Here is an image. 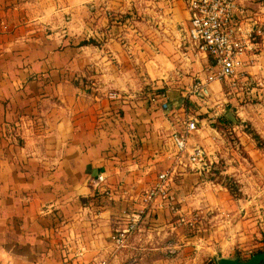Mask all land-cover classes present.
<instances>
[{"label": "crops", "instance_id": "1", "mask_svg": "<svg viewBox=\"0 0 264 264\" xmlns=\"http://www.w3.org/2000/svg\"><path fill=\"white\" fill-rule=\"evenodd\" d=\"M142 1L0 0V264H185L196 245L213 250L214 264L264 231V155L252 141L244 148L255 175L246 170L239 196L214 182L205 191L212 180L173 163L168 142L187 114L197 120L190 142L204 145L213 167L225 124L248 122L264 138V42L249 86L213 80L205 98L187 96L214 68L187 43V3ZM159 90L168 109L148 99ZM172 165L180 211L207 205L209 222L185 236L178 214L148 212L113 252L110 233ZM166 243L179 249L165 252Z\"/></svg>", "mask_w": 264, "mask_h": 264}, {"label": "built area", "instance_id": "2", "mask_svg": "<svg viewBox=\"0 0 264 264\" xmlns=\"http://www.w3.org/2000/svg\"><path fill=\"white\" fill-rule=\"evenodd\" d=\"M252 0H186L187 24L184 28L189 45L197 52L205 53L213 60L214 68L205 76L194 77L187 88V96L205 98L213 80H226L231 85L244 76L245 68L256 59L264 42V19L246 5ZM149 101L162 109L170 107L167 92L159 90L148 94ZM196 118L186 115L182 125L169 134L173 163L201 169L207 162L205 147L199 142H190L196 130ZM174 166L160 170L152 184L139 197L140 206L126 211L124 224L113 229L110 240L113 252L128 245L131 236L138 230L151 208H165L179 213L178 223H185L180 213L179 200L173 189ZM97 182L104 180L98 173ZM171 251L174 245H166ZM100 264H106L101 261Z\"/></svg>", "mask_w": 264, "mask_h": 264}, {"label": "rangeland", "instance_id": "3", "mask_svg": "<svg viewBox=\"0 0 264 264\" xmlns=\"http://www.w3.org/2000/svg\"><path fill=\"white\" fill-rule=\"evenodd\" d=\"M139 2H143V1L139 0ZM184 2H186V0H184ZM253 2H258V3H260V5L264 6V0H253ZM253 9H254L253 11L258 12L264 19V8H263V10L261 9L259 11L260 7L254 6ZM186 24H187V22H186ZM154 25H158V24L155 23ZM182 25L183 24H179V27ZM182 27H184V26H182ZM184 32H185V30H184ZM187 43H188V41H187ZM188 45H189V43H188ZM190 48L193 51H196L194 48H192V47H190ZM258 56L256 57L255 60L250 62L249 65L254 64L258 60ZM247 67L245 68V71L243 72L244 76L237 79L236 84L231 85L232 87L243 89L245 86L247 87L251 84L253 79H250L249 72L247 71ZM235 90H237V89H234V91ZM250 96H252V95H250ZM253 99H255V97H253ZM213 109H214V107L207 108V111H200L201 112L200 114L207 115L209 112H212ZM216 122H217V120H216ZM216 122H215V124H216ZM234 123H238V122L237 121L236 122H229V123L225 124V126L223 125L225 128L226 134L224 137H219V139H222V143H224L225 147H223L220 144L221 147H223V150L218 151L219 152L218 153L219 159H217V162L215 163V165H217V167H213L214 161L211 162L207 158L208 163L203 168L199 169L200 171L201 170L205 171L206 180H208V181L212 180L211 182H207V184L206 183L203 184V187L206 188V189L204 188L205 191L213 189L212 188L213 187L212 182H214V183H217V185H221L220 189H222V187H226L227 191H229V194H231L232 196H239V194L241 192L240 187L243 183L242 177H244L246 170L248 169L249 175H252V176L255 175V168L253 167V159H252L251 155L246 151L247 149L244 148V146L246 145L247 142L252 141L254 143L255 148H257L264 155V150L262 148L257 147L255 140L252 138L251 134L249 133V130H253L250 127V123H248V122L238 123L239 125L241 124V128L237 127L236 130L232 129V127L235 125ZM242 128H243V130L246 131V135L244 136V138H246L247 140H245L243 137H240L241 133L239 134L238 131L242 130ZM168 142H170L169 141V135H168ZM221 170H224V171H221ZM262 181H263L262 183L264 186V178L262 179ZM210 184L212 185V187H210ZM148 187L144 188L142 190V193ZM199 191H201V190L199 189ZM260 199H261V201L263 203V207H264V189H263V192L261 193ZM178 200H179L178 206H180L179 204L182 202V199L178 198ZM157 210H166L168 212L173 213V211H169L165 208H162V209L151 208L148 212H150V215H151L152 214L151 212L155 213ZM180 212L185 217L186 222L185 223L181 222V224H179L178 219H177L176 223H178V227H181L185 236L195 235V233L197 232V228H198L197 225L198 224L202 226V225H206V223L209 222L208 217L210 216V214H209V209L207 208V205H201V206H196V207L191 206V208H189L185 211H180ZM175 214H178V217H179V213H175ZM262 217H263V225H264V215ZM263 230H264V226H263ZM263 242H264V231L258 233L257 235L254 234L253 237L251 238V240L249 241V244L247 246H245L244 248H241V249L236 248V250L233 252V255L238 254L242 258H247L256 250L261 249L263 247ZM166 244L168 245V243H166ZM166 244H165L164 249H163L165 252L175 253L176 250L179 249L177 245H174V247H172V249L170 251L166 247ZM193 246H195V243H193ZM196 246L194 247V250L198 252L197 258L194 261H191L190 263H185V264H213V260H209V257L211 258V252L213 250H211L210 248H208L206 246H201V245H196ZM215 248H216L215 251L217 250L216 252H220L219 248H217V247H215ZM214 264H216V263H214Z\"/></svg>", "mask_w": 264, "mask_h": 264}, {"label": "water", "instance_id": "4", "mask_svg": "<svg viewBox=\"0 0 264 264\" xmlns=\"http://www.w3.org/2000/svg\"><path fill=\"white\" fill-rule=\"evenodd\" d=\"M264 262V242L263 247L252 253L247 258H242L238 254L234 256H218L216 264H262Z\"/></svg>", "mask_w": 264, "mask_h": 264}, {"label": "trees", "instance_id": "5", "mask_svg": "<svg viewBox=\"0 0 264 264\" xmlns=\"http://www.w3.org/2000/svg\"><path fill=\"white\" fill-rule=\"evenodd\" d=\"M249 133L251 134L252 138L255 140L257 147L262 148L264 150V138L260 136L257 132H255L254 130H249ZM262 264H264V262Z\"/></svg>", "mask_w": 264, "mask_h": 264}]
</instances>
